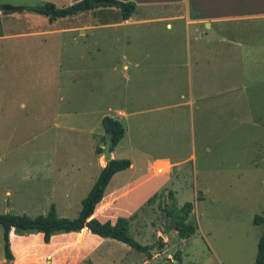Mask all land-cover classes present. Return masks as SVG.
I'll list each match as a JSON object with an SVG mask.
<instances>
[{
  "label": "crops",
  "instance_id": "obj_1",
  "mask_svg": "<svg viewBox=\"0 0 264 264\" xmlns=\"http://www.w3.org/2000/svg\"><path fill=\"white\" fill-rule=\"evenodd\" d=\"M131 2L137 4V10L141 4L142 9H150L152 14L149 17L137 15L136 10L130 19L123 20L120 16L107 18L114 8H98L85 15L86 19L75 27L55 28L57 21L51 23L47 18L43 21L47 26L42 30L2 37L78 33L74 38L76 43L80 38L92 41L91 46L72 48L64 52V56L62 48L56 49L54 53L58 55L53 57L52 65L58 73L54 87L59 103L64 100L61 95L63 65L84 67V71L71 68L68 72L71 77L77 73H84L86 77L85 101L100 131L92 149L95 159H87L81 142L71 145L58 142L54 145V156L62 151L67 154L70 149L72 152L67 156L76 159L69 164H66L67 159H62L63 164L59 157L53 161L33 158L25 161V174L19 182L4 181L6 197L19 195L23 199V210L18 215L40 213V209L49 212L52 206L61 218H69L72 213L79 215L82 201L107 165L103 153L108 134L102 124L105 117L117 119L124 125L125 137L112 150V158L130 160L131 167L113 177L93 218L103 223L113 219L114 224L120 213L118 209L127 211L123 209L126 206L119 207V204L138 188H144L145 198H155L167 189L165 179L184 178L182 167L195 159V133L204 125V112H213L220 106L215 97L239 91V76L244 73L245 78L249 76L243 60L249 66L254 53L264 54V48L257 51L239 42L238 30L231 26L237 20L264 18V8H256L259 1ZM231 7L237 8L239 14L234 15L237 9ZM14 13L0 11V18L6 19ZM151 25L154 28L148 46L143 42V26ZM100 35L109 45L100 44ZM73 80L77 81L76 76ZM65 116L78 117L79 112ZM62 117L58 104L54 126L59 131ZM76 126V132L84 131L78 121ZM94 169L95 174L91 175ZM121 173L126 179L116 180ZM40 199H46V207H42L44 200ZM38 206V211L33 212ZM6 209L5 213H16L13 203H7ZM0 228V264H103L113 253L111 249L118 248L120 243L94 235L87 228L78 233L54 235L49 243L42 233L19 235L12 229L9 240L13 261H8L4 229Z\"/></svg>",
  "mask_w": 264,
  "mask_h": 264
},
{
  "label": "rangeland",
  "instance_id": "obj_2",
  "mask_svg": "<svg viewBox=\"0 0 264 264\" xmlns=\"http://www.w3.org/2000/svg\"><path fill=\"white\" fill-rule=\"evenodd\" d=\"M80 1L0 0V5L25 8L52 3L63 8ZM201 1H259L256 8H264V0ZM143 6L140 4L136 14L149 17L152 11L142 9ZM91 11L79 14L80 17L59 19L54 26H78ZM116 11L118 14L115 15ZM238 11L233 14H239ZM110 12L107 18L121 15L118 8ZM46 19L27 11L0 18V215H18L23 210V199L19 195L6 197L4 181L19 182L25 174V161L32 158L53 161L59 157L67 159L66 164H69L70 160L76 159L67 156L72 152L70 149L67 154L62 151L56 153L59 156H54V145L58 142L68 145L81 142L87 159H95L92 149L100 131L85 101L86 77L84 73H77L73 75L77 78L74 81L68 72L71 68L84 71V67L63 65L61 95L64 100L59 103L54 87L58 73L52 65L53 57L58 55L54 53L56 49L62 48L64 56V52L72 48L91 46L92 41L80 38L76 43L74 38L78 33L2 38L6 34L42 30L47 26L43 22ZM231 26L238 30L239 42L257 51L264 48V18L237 20ZM153 28L152 25L143 26L145 45H150ZM100 36V44L109 45L104 36ZM252 57L249 66L243 60L249 76L245 78L244 73L238 77L239 91L215 97L220 106L213 112H204V125L195 133V159L182 167L184 178L165 179L167 189L160 191L155 198H145L144 188H138L119 204V207L126 206L123 209L127 211L119 208L115 223L119 218H127L130 221L129 235L143 246H152V256L160 261L159 264H255L262 228L253 220L257 215H264V54L254 53ZM58 104L63 113L60 131L54 126ZM76 112H79L78 117L65 116ZM77 121L84 131L76 132ZM94 174L95 169L91 175ZM125 179V174L121 173L116 180ZM40 201H43L42 207H46V199ZM7 203L14 204L16 213H5ZM186 203L193 205L187 224L196 228V234L190 238L179 235L170 214L175 207L181 208ZM38 209L39 206L32 211ZM41 210L28 214L40 216L48 212ZM68 216L73 219L77 215ZM118 245V248L111 249L113 253L108 258L104 256L103 264H151L146 254L121 242Z\"/></svg>",
  "mask_w": 264,
  "mask_h": 264
},
{
  "label": "trees",
  "instance_id": "obj_3",
  "mask_svg": "<svg viewBox=\"0 0 264 264\" xmlns=\"http://www.w3.org/2000/svg\"><path fill=\"white\" fill-rule=\"evenodd\" d=\"M112 1L114 4L97 5L91 3L90 0H82L72 6L63 8H58L52 3H45L40 6L25 7L19 12L27 11L36 13L47 17L49 22L53 23L59 19L77 16L98 8H118L121 14L120 18L128 20L137 10V4L135 2H120L118 0ZM117 12L118 11L114 12V14H118ZM11 13L12 12H4V14ZM102 124L106 133H114V149L125 137V127L120 121L111 117H105ZM99 152L102 153V149H99ZM130 167V160L113 159L103 169H101L95 184L87 197L82 201V208L79 215L74 219L59 217L54 206L51 207L46 215H40L35 218L25 214L0 215V225L4 229L5 254L7 260L13 261L9 240V235L12 229H14L19 235L42 233L44 234L45 242L49 243L54 235L63 233H78L86 228L94 235L126 244L132 249L146 254L151 260L153 258L151 253L153 247L148 245L143 246L129 235L130 221L127 218H119L114 224L110 221L103 223L98 219L93 218L97 206L103 200L106 190L113 177L120 172L126 171ZM192 211L193 205L191 203H186L181 208L175 207V209L170 211L175 224V230L182 238H190L196 234V228L187 224V220ZM253 222L256 226H260L262 228V235L258 244L255 264H264V215L255 216ZM163 244L161 245L162 247ZM179 255L180 253L178 256Z\"/></svg>",
  "mask_w": 264,
  "mask_h": 264
},
{
  "label": "water",
  "instance_id": "obj_4",
  "mask_svg": "<svg viewBox=\"0 0 264 264\" xmlns=\"http://www.w3.org/2000/svg\"><path fill=\"white\" fill-rule=\"evenodd\" d=\"M91 3L93 4H114L112 0H90ZM22 7H16V6H10V5H0V11L1 12H17L22 10ZM114 133L109 132L106 136L105 139V145L103 148V153H104V161L106 164L110 163L113 158H112V149L114 146ZM160 261L153 258L151 259V264H159Z\"/></svg>",
  "mask_w": 264,
  "mask_h": 264
}]
</instances>
